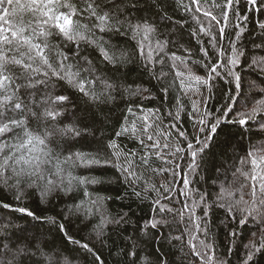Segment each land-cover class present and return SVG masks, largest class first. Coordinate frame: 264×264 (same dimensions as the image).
<instances>
[{"label": "snow or ice", "instance_id": "obj_1", "mask_svg": "<svg viewBox=\"0 0 264 264\" xmlns=\"http://www.w3.org/2000/svg\"><path fill=\"white\" fill-rule=\"evenodd\" d=\"M241 4L242 0H211V4L209 0H0V211L9 210L5 215L12 218L0 225V248L8 245L0 251V264H76L81 259L84 264H103L99 249L76 239L67 226L75 217L80 231H86L98 218L93 231L100 239L108 226L116 230L129 222L128 214L110 218L106 201L111 197H90L88 186L106 182L103 178L75 176L72 171L104 167L114 169L131 188L128 195L150 199V210L161 217L172 214L171 220L157 219L150 212L143 224L137 221L133 235H121V245L113 241L114 264H231L226 254L216 256L211 228L216 205L225 211V228L233 221L245 224L253 216L264 225V58L250 60L247 48L250 43L264 51V20L246 27L249 12L264 13V0ZM169 9L173 15L190 16L199 27L186 36L188 21L182 16L173 22ZM257 28L259 44L249 40ZM149 37L155 38L154 45ZM112 40L132 43L131 53ZM193 42L196 51L187 46ZM72 44L83 45L87 54L73 50ZM193 56L200 57L193 63L204 76L193 74L189 67ZM97 57L99 63H94ZM245 67L250 73L258 68L259 75L253 73L255 79L246 81ZM131 72L140 73V84H126ZM145 75L147 81L142 79ZM217 84L224 101L219 107L211 103ZM117 94L127 115L116 118L113 135H101L94 153L71 152L68 137L83 139L88 134L96 139L94 133L107 126L101 117L111 118L113 109L105 106L115 105ZM157 100L160 103L154 107H141V101ZM189 123L190 129L184 127ZM225 128L247 136L249 144L237 143L241 151L234 149L231 156V186L222 187L209 202V194L192 184ZM256 137L261 138L259 143H251ZM124 139L134 147L126 148ZM61 140L64 148L57 151ZM162 175L168 178L152 182ZM80 189L87 199L45 217L44 224L31 232L13 224L26 217L39 220L48 210L37 215L27 204L14 205L38 197V204L54 209V197L75 200V190ZM173 201L182 207H170ZM173 230L179 235L173 236ZM235 236V229L226 234L228 252L236 246L231 239ZM251 236L243 244L240 264L264 258V229ZM156 241L162 252L149 251ZM68 242L75 247L70 249ZM165 242L169 248L163 251ZM105 243L101 239L102 247Z\"/></svg>", "mask_w": 264, "mask_h": 264}, {"label": "trees", "instance_id": "obj_2", "mask_svg": "<svg viewBox=\"0 0 264 264\" xmlns=\"http://www.w3.org/2000/svg\"><path fill=\"white\" fill-rule=\"evenodd\" d=\"M185 3H188L189 0H184ZM217 3H220L221 0H216ZM209 4H211V0H209ZM241 6L243 7V0ZM169 16L171 17L172 21H178L183 18L188 21L187 27H185V35L187 36L188 31L191 28H198L199 25L191 19L190 16H185L182 13H176L173 15L172 10H168ZM145 15H148V13H145ZM163 15V14H161ZM250 19L246 27L253 28L255 26V22L259 20H264V13H257V12H249L248 13ZM153 20L158 19V17L153 16ZM200 19L203 21L202 14L200 15ZM161 23L164 21L161 20ZM206 23V21H205ZM230 31V29H229ZM259 34V29L257 28L256 31L252 32L249 36V40L256 41L257 44L260 43V41L256 40V36ZM107 38V37H106ZM149 41L154 45L155 38L149 37ZM149 41H145V45L147 48V44ZM55 43V41H53ZM111 43L113 45H120L126 49L129 50L131 53L133 44H125L123 40H112ZM193 49V51H196L195 43L193 42L192 45H187ZM71 47L73 50L80 51L81 54L86 55L87 53L84 51V46L80 45L77 46L76 44H72ZM248 48V55L251 59H257L260 60L264 58V51L252 47V45L249 43L247 45ZM181 54V53H178ZM92 59V57H89ZM200 59L199 56H193L191 58V61H189V67L192 69L193 74L204 76V71L196 64L193 63V61H198ZM94 63H99V58L97 57L94 61ZM245 73H248L246 76L247 80H254L255 75H259V69L254 68L253 73L249 72V69L245 67L244 69ZM119 76V74H117ZM143 81H147L148 77L145 75L142 77ZM119 80L125 81V78L123 76H119ZM133 81H136L137 84L141 83L140 73L139 72H131L128 74L126 78V84H131ZM144 87H150L147 83H144ZM99 85H97V89H99ZM135 87V85H133ZM226 87V86H225ZM217 93L216 98L211 101V103L219 107L220 104H222L223 97L221 95L222 89L219 84H217ZM155 91V90H153ZM246 91H248L246 89ZM195 98V97H194ZM261 97H257L256 99H260ZM160 102L159 100L155 101L154 104L147 103L144 101H141V107L145 108H151L156 105H158ZM106 108H112V112L109 113L110 119H106L105 117H101L102 119H105L106 127L101 132H95L96 139H93L92 135H85V138L80 139L76 137H68L67 139L69 141H72V143L69 145V149L71 152L76 151H85V152H96L97 150V143L96 141L103 135L105 138L112 136V126L116 123V118L121 116V113L124 115H127L126 112V106L125 103L121 101L120 95L117 94V100L115 105H106ZM85 108V105L83 102H80V109L83 111ZM67 123V122H66ZM63 126V125H61ZM184 127H187L190 129L191 125L185 124ZM118 130V129H117ZM260 137H256L252 140L251 143L256 144L259 143ZM118 142L120 138H117ZM241 142V147L247 146L249 144V140L247 136L240 137L236 132L235 129H223L220 131L219 135L216 137V142L213 144V146L210 148L208 155L205 157L204 161L202 162L201 168L199 169V175L194 178V183L192 184V187L195 189H198L200 192L208 193L209 194V202L216 199L217 195L220 194L221 188H229L231 186V178H232V168H231V156L233 154V150L235 149L236 152H240L241 148H237V143ZM60 147L57 148V151H62L64 148V143L61 140ZM124 146L126 148H132L134 145L128 141L127 139H124L123 141ZM67 155L68 153H64ZM103 154V153H102ZM223 165V167H221ZM73 175L75 176H95V177H101L104 179V183L98 184V185H91L88 186L87 190L90 194V197L95 199L96 197H111L112 199L109 201H106V210L110 218H119L118 214H128L130 219L127 224H121L118 229L113 230L114 226H108L105 230V235L98 239L95 232L93 231V227L98 223V218L93 220V224L88 228L86 231H80V224L79 221L73 217V222L69 224L68 231L71 235H73L76 239H81L82 242H87L90 244V246L99 249L98 255L101 256V261L103 264H114L116 253L115 249L113 247V241H115L116 245H121V235L128 236L133 235V229L137 226V221L139 220L141 224H143L144 219L149 216L150 212L152 215H156L157 219L165 218V219H172V214H166L163 217L157 213L156 210H150L149 204L151 203L150 199H140L137 198L134 195H128V193L131 192V188H129L127 185H124L120 180L118 173L110 168V167H104L102 169H98L97 171L93 172H86L81 168H75L72 169ZM217 177H219L217 179ZM147 178V177H145ZM168 177L166 175L162 176H156L152 178V182H155L159 184L161 181L166 180ZM111 181V183L107 181ZM140 185H137V190H139ZM3 191V190H0ZM82 189L75 190L76 199L70 200L67 197H64L63 199H60L59 197H54V209L53 205H42L38 204V197L33 198L31 200H25L21 202L19 205H14L13 207L18 206H24V204H27L28 207L31 209H35L37 211V215H40V212L47 208V211L43 212V215H40L39 220L32 219L31 217H26L23 220H13L14 225H19L24 228H26L29 232H31L35 225L38 224H44L45 217L47 216H54L55 213H58L62 210H67L66 206H70L74 203H79L82 199H87L83 197L82 195ZM245 194H247L248 189L245 188ZM4 195L7 193L4 192ZM235 194V193H234ZM193 198L198 199V196H196L195 193L192 194ZM118 196H123V199H118ZM224 198L228 199L226 193L224 194ZM247 198V197H246ZM3 199V195H0V200ZM10 199V197H9ZM6 202V201H5ZM191 203V200L188 201ZM170 207H182V205H177L173 201L170 205ZM9 210H3L0 211V216H4L5 218L0 220V225H7L8 221L12 219L9 216H6L5 213H7ZM199 214V212L197 213ZM17 216L21 215L20 213H16ZM211 228L213 233H215V245L217 248L216 256L219 258H223L221 254H226L227 259L231 261V264H240V257L244 255V249L243 244L247 243L249 239L252 238V233H258L259 231L264 229V225L260 223V220L258 217H250L245 224H239L236 221H233L228 228H225L223 226L224 223H227L225 219V211L224 209L220 208L217 204L214 208L211 216ZM45 227H52V225L45 224ZM173 229H175V225L173 226ZM235 229L236 236L234 238H231L235 242V247L232 248V252H228V247L230 245L229 238H226V234L228 231ZM10 227V232H11ZM123 230V231H121ZM173 236L179 235V233L175 230L171 233ZM17 235H20L17 233ZM101 239L106 241L104 246H101ZM187 241V236H185V242ZM57 243H60V237L57 236ZM8 247L7 242L4 243V247L0 248V251L6 250ZM68 247L74 248L75 246L72 245L70 242H68ZM154 248L157 252H162V249L160 247V242L156 241L153 242L152 247L149 248V251ZM169 245L167 242H165L163 251L168 250ZM89 259L91 257L89 256ZM175 259L178 261L179 256L175 257ZM76 264H84V261L81 259L76 262ZM256 264H264V258L257 257L256 258Z\"/></svg>", "mask_w": 264, "mask_h": 264}]
</instances>
